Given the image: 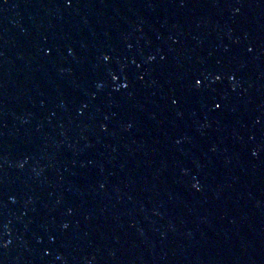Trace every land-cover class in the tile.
Masks as SVG:
<instances>
[{
  "label": "water",
  "instance_id": "95a60500",
  "mask_svg": "<svg viewBox=\"0 0 264 264\" xmlns=\"http://www.w3.org/2000/svg\"><path fill=\"white\" fill-rule=\"evenodd\" d=\"M0 264H264V0H0Z\"/></svg>",
  "mask_w": 264,
  "mask_h": 264
},
{
  "label": "snow or ice",
  "instance_id": "6c2138e0",
  "mask_svg": "<svg viewBox=\"0 0 264 264\" xmlns=\"http://www.w3.org/2000/svg\"><path fill=\"white\" fill-rule=\"evenodd\" d=\"M67 2H68L69 5H71L72 0H67ZM104 58H105L106 60L108 59L107 56H105ZM150 59H155V57H150ZM233 78H234V77H233ZM113 79H117V77H113ZM216 79L219 80V79H220V76H217ZM201 84H202V80H201V79H196V80H195V86L198 87V86H200ZM124 87H127V84H125ZM220 106H221V105L218 104V103L215 104V107H216V108H219Z\"/></svg>",
  "mask_w": 264,
  "mask_h": 264
}]
</instances>
